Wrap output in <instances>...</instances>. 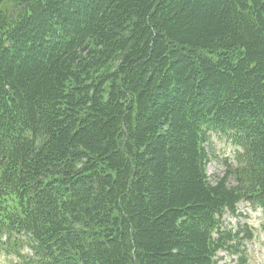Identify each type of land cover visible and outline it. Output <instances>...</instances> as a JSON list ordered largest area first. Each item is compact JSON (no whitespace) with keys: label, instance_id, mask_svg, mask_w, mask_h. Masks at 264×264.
I'll return each instance as SVG.
<instances>
[{"label":"trees","instance_id":"16d2710c","mask_svg":"<svg viewBox=\"0 0 264 264\" xmlns=\"http://www.w3.org/2000/svg\"><path fill=\"white\" fill-rule=\"evenodd\" d=\"M240 201L264 210V0H0V251L218 264Z\"/></svg>","mask_w":264,"mask_h":264},{"label":"rangeland","instance_id":"374dc122","mask_svg":"<svg viewBox=\"0 0 264 264\" xmlns=\"http://www.w3.org/2000/svg\"><path fill=\"white\" fill-rule=\"evenodd\" d=\"M218 145L220 143H217ZM215 156L220 157L222 150L220 149V147H217L215 149L212 150ZM208 174L211 178H213L215 175H219L221 176L223 173V167L221 166V164L219 163V160L216 158H213L210 163L208 164ZM248 212L249 216L253 215V211H246ZM259 216V211H257V215L252 216V217H256ZM226 222L229 224H233L235 221L233 219H231L230 217L226 216ZM239 220V219H237ZM253 222V221H251ZM259 222V221H257ZM254 225H257L256 222H253ZM220 256H224L226 257L227 255H225L223 252L219 253ZM247 260H249V264H264V231H261L258 235V238L254 241H252L250 244H248V253L246 255ZM245 260V261H247ZM228 264H232V261L227 260ZM0 264H8L5 262L4 258H0Z\"/></svg>","mask_w":264,"mask_h":264}]
</instances>
